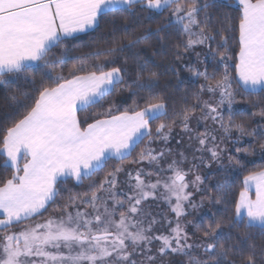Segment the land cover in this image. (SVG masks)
Wrapping results in <instances>:
<instances>
[{
	"label": "snow or ice",
	"instance_id": "6c2138e0",
	"mask_svg": "<svg viewBox=\"0 0 264 264\" xmlns=\"http://www.w3.org/2000/svg\"><path fill=\"white\" fill-rule=\"evenodd\" d=\"M219 7L237 15L214 26L209 10ZM164 13L154 30L129 31ZM102 25L109 46L65 73L69 60L84 59L71 55L81 34ZM169 29L186 39L173 45L168 70L178 76L179 64L204 81L171 116L155 91L158 74L133 51L153 36L163 42ZM21 76L32 91L6 97L11 112L0 127V158L12 170L0 180V264H264V246L249 243L252 229L264 235V168L243 176L238 195L229 179L246 170V157L264 161V104L255 105L260 120L251 128L235 121L233 108L239 92L264 93V0H0V85L7 90ZM125 92L139 100L123 110L108 101L92 122L80 119ZM246 136L252 141L243 146ZM213 163L224 174L214 192L201 174ZM85 179L82 192L68 187ZM205 201L221 214L197 219ZM241 225L246 231L228 243Z\"/></svg>",
	"mask_w": 264,
	"mask_h": 264
},
{
	"label": "trees",
	"instance_id": "16d2710c",
	"mask_svg": "<svg viewBox=\"0 0 264 264\" xmlns=\"http://www.w3.org/2000/svg\"><path fill=\"white\" fill-rule=\"evenodd\" d=\"M225 0H220V3L223 4ZM228 4H235L230 1H226ZM209 11L215 14L214 26H218V21L224 20L226 17H235L237 13L235 12L233 7H219L210 9ZM168 13H164L163 16H157L153 20H144L142 24L140 23H130L129 31L134 32L135 35L142 34L147 28H152L153 30L160 24L166 23V17ZM235 22V21H233ZM224 35H228V33H224ZM83 39L78 40L75 43L79 46L75 51L71 54L72 56H82L83 60H69L67 65L65 66V73L68 68H71L74 64L84 63L90 64L95 56L92 53L95 52L97 48H105L109 45L105 41H110L112 37L108 36L107 29L102 25L100 28L96 30L90 31L89 34H83ZM161 36H165V40L160 42L158 37L153 36L146 44L139 45L137 49L133 51H139L142 60L149 61V68L152 71H155L158 74L159 79V87L155 89V91L165 97V101L168 106V112L171 116L174 111H179L181 108L185 106V98L188 99V102L191 103L192 93L196 92L199 88V84L203 83L200 78H193L192 75L187 71L186 68H181L179 64H175V67L179 69V75H175L173 71L168 70L170 67L174 65V57L172 48L173 45L177 42H180L186 37L179 35L175 29H169L166 33H161ZM121 38V34H118L117 39ZM219 40V37H217ZM215 47V45H213ZM230 48H236V44L234 41H229ZM192 59V58H191ZM131 64L132 62L129 61ZM208 63V71L211 73L213 71L212 62L206 61ZM231 63V62H229ZM222 66L219 67L218 73L222 72ZM34 73H26L29 77ZM37 81L39 80V74H35ZM234 75V72H233ZM182 81V83L180 82ZM233 87H236L235 82L233 83ZM32 85L28 82V80L24 79V76H21L18 79H15L14 82L10 83L7 90L0 85V127L7 126L3 117L11 112V109L8 107L9 101L6 97L10 93H19V92H28L31 93ZM147 93H140V96H146ZM23 99V97H20ZM139 100V97H133L129 93L125 92L115 97H109L108 100L102 102L101 106H96L88 110V112L79 113V117L81 120H84L86 117L88 118V122H92L95 118L92 113L102 112L106 109L109 104L108 101H114L117 107L123 110L126 107H131L133 104V100ZM237 103L236 105V115L234 119L237 123H245L250 128L255 127L256 121L260 120L259 116H253L252 113L256 112L258 109L255 107L257 103L264 104V93H253L248 95L246 93L239 92L236 97ZM141 107L144 106L143 102L140 104ZM200 114L197 111L196 115ZM102 118V117H101ZM227 118V116H226ZM159 123V121H155L153 123V129L155 128V124ZM252 139V138H251ZM252 141V140H251ZM250 143V142H248ZM144 145L141 144L137 148V152L140 150V147ZM258 147V146H257ZM135 155V153H133ZM246 170L239 171L237 173H233L230 180H234V187L232 189V193L234 195H238L239 191L242 188V180L243 176L247 175L249 171H258L261 168H264V161H261L259 155L246 157ZM117 163L115 160L109 161V164L106 167L110 168L113 164ZM11 168H4L2 163V158H0V180H3L6 177L11 175ZM103 176V172L99 173L96 177H93L94 180L99 179ZM209 179L206 181L205 187L209 191H215L214 185L217 182H222L224 179L223 171H219L217 173L211 174L208 176ZM84 186H75L73 182H69L68 187L72 188L74 192H82L87 188V185L90 183L89 180H84ZM64 195H68L67 192ZM231 198V197H230ZM221 205H213L212 212H217V209H221ZM52 213V207L49 208V211L44 215L48 216ZM221 213L217 212V216ZM40 219V218H37ZM227 223V222H226ZM15 230V229H13ZM225 231H229L228 228H225ZM246 231L241 225L238 229H231L233 234V240L228 243H235V237L238 232ZM252 239L249 243H255L257 246H264V235L260 233L258 229L251 230Z\"/></svg>",
	"mask_w": 264,
	"mask_h": 264
},
{
	"label": "rangeland",
	"instance_id": "374dc122",
	"mask_svg": "<svg viewBox=\"0 0 264 264\" xmlns=\"http://www.w3.org/2000/svg\"><path fill=\"white\" fill-rule=\"evenodd\" d=\"M230 2H232V1H230ZM233 3H234V2H233ZM202 50H203V49L200 48V47H198V48L196 49V51H202ZM191 58H192V61L195 62V58H194V56H192ZM201 70H203V66H201ZM192 77L195 78V79H197V77H195V76H192ZM200 79H202V78H200ZM202 81H203V79H202ZM203 82H204V81H203ZM204 99H208V97L205 96ZM233 108H234V110H235V112H236V105H235V104L233 105ZM199 115H200V114H198L197 116H199ZM224 115H225V118H226V116H228V113H227L226 110H225ZM207 124H208L210 127H215V128H217V129L219 128V125H218V124L213 126L211 121H208ZM193 126H194V127L196 126V125H195V122H193ZM199 131H201V132L204 131V123H203V122H202L201 125L199 126ZM179 132H180V128L177 127V128L175 129L174 133H173V139L171 140V146H172L173 148H176V147H177L176 140L179 138V137L177 136V134H178ZM219 135H223V133H219ZM237 135H239V133H237L235 130H233V132H232V136L235 137V136H237ZM185 140H186V137H185ZM251 140H252L251 137H247V136L244 137V138H243V146H247L248 142H251ZM154 146H155V145H154ZM229 146H230V145H229ZM189 158L191 159L190 156H189ZM225 163H227L226 160H225ZM219 171H223V170H222V169H219V166H218L217 164L213 163V164H212V167H211L210 169H201V174H207V176H209V175L214 174V173H217V172H219ZM198 198H199V197H197V199H198ZM161 209H162L164 212H167V207H166V206L161 205ZM212 209H213V205H212V204H209L207 201H205L204 208L201 209L200 212L196 214V218L198 219L200 215H203V214H205V213H209V210L212 212ZM192 218H193V217H189V219H192Z\"/></svg>",
	"mask_w": 264,
	"mask_h": 264
},
{
	"label": "crops",
	"instance_id": "0c3cea01",
	"mask_svg": "<svg viewBox=\"0 0 264 264\" xmlns=\"http://www.w3.org/2000/svg\"><path fill=\"white\" fill-rule=\"evenodd\" d=\"M226 1H232V2H234V3H235V0H226ZM90 31H92V30H90ZM81 35H83V34H81Z\"/></svg>",
	"mask_w": 264,
	"mask_h": 264
}]
</instances>
